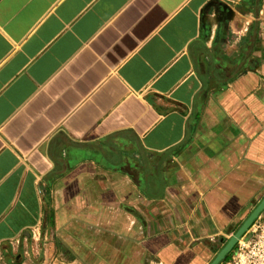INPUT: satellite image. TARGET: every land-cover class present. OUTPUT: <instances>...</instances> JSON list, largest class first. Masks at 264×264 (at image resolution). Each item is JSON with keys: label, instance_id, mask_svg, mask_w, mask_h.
<instances>
[{"label": "crops", "instance_id": "obj_1", "mask_svg": "<svg viewBox=\"0 0 264 264\" xmlns=\"http://www.w3.org/2000/svg\"><path fill=\"white\" fill-rule=\"evenodd\" d=\"M262 199L264 0H0V264H210Z\"/></svg>", "mask_w": 264, "mask_h": 264}, {"label": "built area", "instance_id": "obj_2", "mask_svg": "<svg viewBox=\"0 0 264 264\" xmlns=\"http://www.w3.org/2000/svg\"><path fill=\"white\" fill-rule=\"evenodd\" d=\"M225 264H264V216L254 221Z\"/></svg>", "mask_w": 264, "mask_h": 264}, {"label": "water", "instance_id": "obj_3", "mask_svg": "<svg viewBox=\"0 0 264 264\" xmlns=\"http://www.w3.org/2000/svg\"><path fill=\"white\" fill-rule=\"evenodd\" d=\"M262 212H264V199L259 202L256 208L250 213V215L242 223V225L238 228L234 235L216 254L215 258L211 261L210 264H220L225 259V257L233 250L237 242L240 240L241 236L248 231L254 220H256Z\"/></svg>", "mask_w": 264, "mask_h": 264}, {"label": "rangeland", "instance_id": "obj_4", "mask_svg": "<svg viewBox=\"0 0 264 264\" xmlns=\"http://www.w3.org/2000/svg\"><path fill=\"white\" fill-rule=\"evenodd\" d=\"M261 216H264V215H261V214H260V215L258 216V218L261 217ZM258 218H257V219H258ZM257 219H256V220H257ZM256 220H254V221H256ZM253 223H254V222H253ZM248 230H249V229H248ZM245 233H246V232H245ZM245 233H244V234H245ZM242 237H243V235L241 236V238H242ZM241 238H240V239H241ZM238 242H239V241H238ZM238 242H237V243H238ZM236 245H237V244H236ZM236 245H235V247H236ZM235 247H234L233 250L228 254V255H229L228 259H227L226 261L221 262L220 264H225V263H227V262L230 261V259H231V257H232V254H233V252H234V250H235ZM228 255H227V256H228Z\"/></svg>", "mask_w": 264, "mask_h": 264}, {"label": "trees", "instance_id": "obj_5", "mask_svg": "<svg viewBox=\"0 0 264 264\" xmlns=\"http://www.w3.org/2000/svg\"><path fill=\"white\" fill-rule=\"evenodd\" d=\"M227 258H228V257H226L224 261H226V260H227Z\"/></svg>", "mask_w": 264, "mask_h": 264}]
</instances>
